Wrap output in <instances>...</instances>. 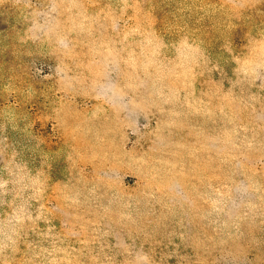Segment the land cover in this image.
I'll return each instance as SVG.
<instances>
[{"label": "rangeland", "instance_id": "374dc122", "mask_svg": "<svg viewBox=\"0 0 264 264\" xmlns=\"http://www.w3.org/2000/svg\"><path fill=\"white\" fill-rule=\"evenodd\" d=\"M0 264H264V0H0Z\"/></svg>", "mask_w": 264, "mask_h": 264}]
</instances>
